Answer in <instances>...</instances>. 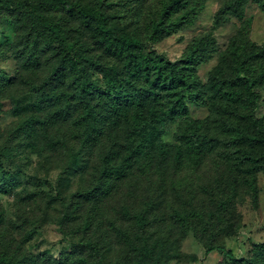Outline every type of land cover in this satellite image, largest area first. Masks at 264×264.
Masks as SVG:
<instances>
[{
	"label": "trees",
	"instance_id": "16d2710c",
	"mask_svg": "<svg viewBox=\"0 0 264 264\" xmlns=\"http://www.w3.org/2000/svg\"><path fill=\"white\" fill-rule=\"evenodd\" d=\"M206 1L158 0L140 26L136 20L137 25L129 22L141 15L146 0L118 11L112 9L111 0H44L40 4L26 0L14 6L0 0L2 6L32 17L36 33L32 55L20 61L19 71L4 82L1 93L9 98L14 90L29 86L36 106L25 110L11 126L6 142L29 143L48 162L54 154L63 157L65 169L79 168L81 174L93 170L97 183L76 192L79 201L68 216L78 218L85 233L94 232L84 244L95 254L110 244L109 234L104 242L97 239L98 232L110 216L108 202L122 196L124 189L129 194L146 185L140 204L122 208L128 225L111 222L133 247L131 264H160L155 252L164 243L160 239L166 237V230L177 229L185 237L206 216L213 222L215 212L223 215L232 210L236 180L229 181L232 194L218 201L215 212H206L203 200L195 201L189 182L184 193L177 194V204L165 196L163 187L170 174L167 168L174 174L186 154L200 153L205 147V133L201 123L188 117L187 102L210 93L221 103L217 115L227 130L231 161L242 169L252 207L258 206L257 173L264 174V114H257L264 106V47L249 39L245 11L248 2L264 11V0H226L218 10L216 25L235 19L242 28L231 42V65L221 63L206 85L196 71L211 52L209 37L193 44L175 63L147 46L190 23ZM177 119L184 122L178 134L182 145L171 148L161 136ZM8 146L0 142V170L1 155ZM11 188L10 183L0 182V194ZM166 217L172 223L163 224L168 222ZM18 229L0 208V264H59L30 252L18 239ZM204 248L206 254L226 255L230 262L225 264H264V243L257 246L256 256L246 260L234 258L220 244L206 243Z\"/></svg>",
	"mask_w": 264,
	"mask_h": 264
},
{
	"label": "rangeland",
	"instance_id": "374dc122",
	"mask_svg": "<svg viewBox=\"0 0 264 264\" xmlns=\"http://www.w3.org/2000/svg\"><path fill=\"white\" fill-rule=\"evenodd\" d=\"M9 1L14 6L26 0ZM30 1L40 4L44 0ZM156 1L146 0L141 15L129 23L144 25L150 12L156 9ZM225 1L207 0L201 12L190 23L169 36L148 42V48L175 63L184 57L193 44L209 37L212 40L211 52L196 71L201 82L208 84L213 71L221 63L227 67L231 65V42L242 28V24L235 19L216 25V14ZM111 2L112 9L118 11L135 6L138 0ZM12 6L6 8L0 3V142L9 145L1 155L3 168L0 170V182L12 185L7 194H0V208L6 220L15 222L19 228L16 231L18 239L35 255L50 257L59 264H131L135 256L133 247L126 244L123 234L116 232L117 227H112L111 222L120 220L118 226L128 225L126 218L121 215L122 208L124 205L134 208L135 204L143 201L142 188H146L144 183L139 188L131 189L129 194H125L124 189L122 196L110 199V216L105 219L97 236V239L106 242L104 235L109 234L107 242L110 244L95 254L84 244L94 232L85 233L80 220L68 216L71 206L79 201L76 192L97 183L93 170L89 168L88 173L81 174L79 168L65 169L63 157L54 154L51 162H48L29 143H20L18 139L6 142L11 126L20 120L25 110L36 106V96L30 92L29 86L14 90L9 98L1 97L4 82L17 74L21 60L32 55L31 46L36 38L32 17L13 10ZM245 22L249 39L264 47V11L255 3L248 2ZM214 98L213 93H210L202 99L187 102L188 117L201 123L206 137L205 147L200 153L186 154L185 162L174 174H171L173 170L167 168L166 172L170 174L166 175L163 180L165 184L162 185L164 188L166 186L165 196L177 204V194H183L187 183H191V194L195 201H204L206 212H215L218 201L232 194L229 181L236 180L235 205L223 215L215 212L213 222L206 216L203 223H197L195 232L189 231L185 237L177 229L166 230V237L161 236L160 239V243H164L155 252V258H161L160 264L230 262L226 255L217 251L206 254V243L223 245L234 258L246 260L256 256L257 246L264 243V174L261 171L257 173L258 206L253 208L242 182V169H236L231 161L232 149L227 130L217 115L221 103ZM257 114H264V106L258 109ZM183 125V120L177 119L166 127L161 136L165 146L182 145L178 134ZM175 152V149L170 151L171 157ZM154 181L158 182L156 179ZM188 196L189 192L184 199ZM166 206L167 210L171 209ZM75 214L81 216L79 212ZM166 218L168 222L163 224L172 223L169 217Z\"/></svg>",
	"mask_w": 264,
	"mask_h": 264
}]
</instances>
